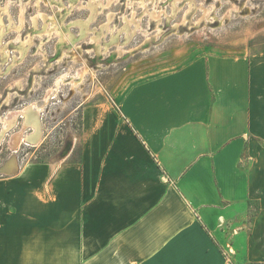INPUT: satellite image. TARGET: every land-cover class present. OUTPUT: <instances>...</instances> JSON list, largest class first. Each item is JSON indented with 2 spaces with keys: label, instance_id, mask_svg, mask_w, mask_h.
I'll list each match as a JSON object with an SVG mask.
<instances>
[{
  "label": "crops",
  "instance_id": "1",
  "mask_svg": "<svg viewBox=\"0 0 264 264\" xmlns=\"http://www.w3.org/2000/svg\"><path fill=\"white\" fill-rule=\"evenodd\" d=\"M81 145L4 179L0 264L264 263V52L132 86Z\"/></svg>",
  "mask_w": 264,
  "mask_h": 264
},
{
  "label": "rangeland",
  "instance_id": "2",
  "mask_svg": "<svg viewBox=\"0 0 264 264\" xmlns=\"http://www.w3.org/2000/svg\"><path fill=\"white\" fill-rule=\"evenodd\" d=\"M262 52L264 0H0V211L19 169L80 161L86 111L117 110L132 86L197 57ZM33 103L36 143L18 113Z\"/></svg>",
  "mask_w": 264,
  "mask_h": 264
},
{
  "label": "bare ground",
  "instance_id": "3",
  "mask_svg": "<svg viewBox=\"0 0 264 264\" xmlns=\"http://www.w3.org/2000/svg\"><path fill=\"white\" fill-rule=\"evenodd\" d=\"M94 12V11H93ZM148 12V11H147ZM153 16L154 17H158L157 15H155V14H153ZM152 16V17H153ZM87 25V24H86ZM89 25V24H88ZM87 27V26H86ZM88 28V27H87ZM84 30V29H83ZM86 32V31H85ZM63 38V37H62ZM64 41V40H63ZM85 74V73H84ZM83 74V75H84ZM79 76H80V74H79ZM78 76V77H79ZM84 77V76H83ZM66 78V77H65ZM64 77H59L57 80H56V86L57 87H59L61 84H62V82L64 81V79H65ZM71 78H73L74 79V77H71ZM71 82H73L72 80H71ZM65 84V83H64ZM70 84H72V83H70ZM75 84V83H74ZM78 84V83H77ZM79 85V84H78ZM74 87H75V85H74ZM76 88V87H75ZM52 90H54V89H52ZM50 94V93H49ZM48 95V94H47ZM51 95V94H50ZM49 99H50V96L48 95V97L45 99V101H44V104H48V102H49ZM35 110V111H34ZM42 110V109H41ZM37 111V112H36ZM32 112H34V113H32ZM38 112H39V107L36 109V106H35V103H33V104H31L30 106H28V107H26V108H24V109H22V110H20V111H18V113L20 114V113H23V114H26L29 118H27V119H29V123H30V125L32 126V128H34L35 129V132L31 135V136H28V139H30V141L32 142V143H36V142H39V140H40V138H41V126H40V122H39V117H38ZM13 113V112H12ZM11 114V113H10ZM13 115H14V113H13ZM18 115V114H17ZM21 115V114H20ZM40 116V115H39ZM10 117V116H9ZM12 117V116H11ZM15 118H16V116H15ZM5 123V122H4ZM11 123V122H10ZM5 125H7V123H5ZM9 126V125H8ZM22 135V134H21ZM18 137V136H17ZM21 138V137H20ZM23 139V138H22ZM17 140V139H16ZM15 140V142L17 143V141ZM18 140H19V138H18ZM20 141V140H19ZM14 141L12 142V143H15ZM14 146V145H13ZM18 146V145H17ZM13 161V160H12ZM16 162V161H15ZM17 164V163H16ZM6 169V168H5ZM17 166L14 164V163H9L8 165H7V169H6V171H8V172H14V173H16V171H17ZM13 173V174H14ZM11 175V174H10Z\"/></svg>",
  "mask_w": 264,
  "mask_h": 264
},
{
  "label": "built area",
  "instance_id": "4",
  "mask_svg": "<svg viewBox=\"0 0 264 264\" xmlns=\"http://www.w3.org/2000/svg\"><path fill=\"white\" fill-rule=\"evenodd\" d=\"M230 252H231V250H230ZM226 255H227V256H229V254H228V253H226ZM227 264H230V263H229V258H228V263H227Z\"/></svg>",
  "mask_w": 264,
  "mask_h": 264
}]
</instances>
